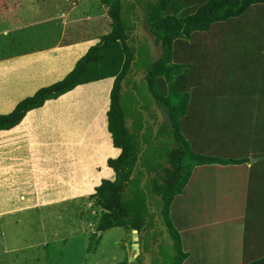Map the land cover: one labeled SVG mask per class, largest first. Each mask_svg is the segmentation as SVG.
<instances>
[{"label":"trees","instance_id":"obj_1","mask_svg":"<svg viewBox=\"0 0 264 264\" xmlns=\"http://www.w3.org/2000/svg\"><path fill=\"white\" fill-rule=\"evenodd\" d=\"M101 2L107 8L110 31L88 48L63 79L37 89L10 113L0 115V131L13 128L29 111L77 86L112 78L106 120L118 155L106 161L113 180H101L89 195L100 208L95 232L113 228L130 233L136 230L144 252L154 253L149 239L157 215L169 237V244L159 245L162 262L264 264V251L257 254L261 258L231 260V252L237 255L239 247L253 253L250 246L258 245L264 235V52L259 59L247 56L248 63L241 64L248 70L257 61L259 82L252 98L241 90L240 98L235 97L244 110L251 106V112L242 113L235 129L226 127L216 132V122L211 119L215 116L208 115L214 125L207 127L206 135L201 132L205 117L196 118V114H204L207 100L203 47L206 42L221 38L218 30L223 27L245 29L252 24L257 30L253 41L264 44V0ZM251 8L255 17H261L259 20L249 18L247 11ZM138 24L151 37L153 46L161 50L158 58L149 54L147 40L134 36ZM131 67L144 69L145 83L133 84L124 91L125 74ZM161 82L165 92L159 90ZM150 100L164 112L155 136L148 127L140 133L142 115L138 108H146ZM251 159L255 161L250 163ZM202 171H211L215 182L203 181L201 186L193 187V178L205 180L208 176L202 177ZM201 194L204 197L200 200ZM192 206V213L199 209L204 213L200 222L217 229L219 236L206 237L203 242L187 232L193 221L188 217ZM216 249L221 250V258H202ZM163 250L167 251L165 255ZM142 259L140 255L137 261ZM152 264H156V259Z\"/></svg>","mask_w":264,"mask_h":264},{"label":"crops","instance_id":"obj_2","mask_svg":"<svg viewBox=\"0 0 264 264\" xmlns=\"http://www.w3.org/2000/svg\"><path fill=\"white\" fill-rule=\"evenodd\" d=\"M75 4L69 5L67 0H0V115L10 113L37 89L63 79L98 42L101 35L79 36L76 24L81 15L73 13ZM93 17L98 26H105L102 36L110 31L106 11ZM112 83L108 78L77 86L29 111L13 128L0 131V216L36 206L71 205L80 196L93 193L107 174V159L114 158L111 149L116 150L106 120ZM193 179V187H197L198 177ZM88 180L95 183L88 185ZM190 213L193 221L187 232L203 242L206 237L219 236L217 229L200 222L204 217L200 209ZM262 237L255 243L258 249L255 244L250 246L253 253L239 247L237 255L231 252V260L261 258L257 254L264 251ZM202 258L219 259L221 250Z\"/></svg>","mask_w":264,"mask_h":264},{"label":"rangeland","instance_id":"obj_3","mask_svg":"<svg viewBox=\"0 0 264 264\" xmlns=\"http://www.w3.org/2000/svg\"><path fill=\"white\" fill-rule=\"evenodd\" d=\"M67 1L69 5L76 3L73 13L81 15L80 22L76 24L79 36L85 38L102 36L105 26L104 24L98 26L93 17L95 13L105 14L107 10L101 0ZM252 10L253 8L247 11L249 18L259 20L261 17H255L256 13ZM226 28L218 30L221 31V38L208 44L206 42V46L203 47L205 51L203 74L204 80L208 82L205 91L207 100L204 102V114L198 113L196 118L205 117L206 125L203 131L201 130L204 134L207 132V127L214 125L211 119L216 122L214 125L216 132L223 131L226 127L235 129L242 113L251 112V106L245 107L244 110L242 104L235 99L240 98V90L252 98L254 86L259 82L257 61L249 65L248 70L241 67V64L248 63H245L247 56L250 58L255 56L259 59L264 52V44L253 41L257 32L255 26L248 25L245 29ZM157 48L160 54L159 47ZM159 90L165 92L163 82ZM208 115H214L215 118L210 119ZM113 151L115 158L118 151L111 149V154ZM105 171L107 174L102 179L112 180L113 172L107 168H104ZM215 180L216 176L210 174L205 180L198 178L195 184L201 186L203 181L214 183ZM88 182V185L95 183L93 180ZM90 194L80 196V200L71 205L36 206L0 216V264H124L125 262L130 264L132 232H127L123 228H113L96 233L95 227L100 208L95 205L93 199H90ZM165 219V222H168V219ZM162 243L166 244V242ZM166 252L163 250L164 255ZM171 255L172 253L169 258H172ZM162 264H168L166 259Z\"/></svg>","mask_w":264,"mask_h":264},{"label":"flooded vegetation","instance_id":"obj_4","mask_svg":"<svg viewBox=\"0 0 264 264\" xmlns=\"http://www.w3.org/2000/svg\"><path fill=\"white\" fill-rule=\"evenodd\" d=\"M139 27H141V25L139 24L136 25V29H138ZM134 36L138 40L146 41V37L141 33L135 34ZM150 54L153 58H158L160 56L158 52V48L156 47H154L152 53ZM130 69L131 70L125 74L126 77L125 81L127 82V87L123 88L124 91L131 89L133 84L139 85L141 83L142 84L145 83L146 73L144 72L143 68L136 69L135 67H131ZM129 82H131V84H129ZM138 105H140V103ZM138 109L142 115L143 130L141 129L140 132L143 133L145 128L148 127L152 132L155 131V134H153L155 136L156 130L164 120L163 110L159 108V106L153 100H150V104L146 108L144 109L138 108ZM156 110H158L162 114V118L160 120L157 119ZM150 236L151 238L149 239V241L154 249V253H152L151 250H149L150 252H147L148 257L150 258L151 264L153 259H156V264H162V256L159 251V245L162 242L164 243L166 242V244H169V237L165 226L158 219H156L155 224L150 229ZM142 261L141 262L138 261L139 264L142 263Z\"/></svg>","mask_w":264,"mask_h":264},{"label":"water","instance_id":"obj_5","mask_svg":"<svg viewBox=\"0 0 264 264\" xmlns=\"http://www.w3.org/2000/svg\"><path fill=\"white\" fill-rule=\"evenodd\" d=\"M140 33L146 37L147 43L149 45V51L151 53L154 49L151 37L144 31V29L142 27H139L138 29L135 28L133 31L134 35L140 34ZM132 64L133 63L131 62V65ZM121 85H123L122 82H121ZM156 115H157L158 120H160L162 118V114L158 110H156ZM153 134H155V131H153ZM140 155H141V152L137 156L136 164L139 161ZM252 161H254V159ZM151 176L153 177V175H151ZM131 178H132V175H131ZM144 178H146V175L144 176ZM143 183H144V180L141 182V186L143 185ZM152 212H154L153 209H152ZM154 218L157 219V216H155ZM132 234H133V237H132L131 251H130V255H129V262L132 264H139V262L137 261V258H138V256L142 255L143 261L140 264H151V261H150V258L148 257L147 252H144L143 243L139 242L137 231L133 230Z\"/></svg>","mask_w":264,"mask_h":264},{"label":"clouds","instance_id":"obj_6","mask_svg":"<svg viewBox=\"0 0 264 264\" xmlns=\"http://www.w3.org/2000/svg\"><path fill=\"white\" fill-rule=\"evenodd\" d=\"M152 53V52H151ZM122 86H124V85H122ZM130 124V123H129ZM103 180V179H102ZM108 180V179H107ZM113 180V179H112ZM145 180V179H144ZM101 182V181H100ZM92 194V193H91ZM155 216H157V215H155ZM156 220V219H155Z\"/></svg>","mask_w":264,"mask_h":264}]
</instances>
